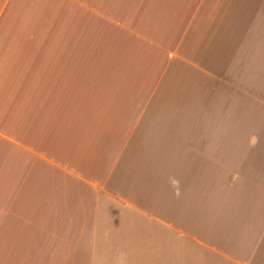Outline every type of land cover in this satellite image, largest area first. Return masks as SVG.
<instances>
[{
    "label": "crops",
    "instance_id": "1",
    "mask_svg": "<svg viewBox=\"0 0 264 264\" xmlns=\"http://www.w3.org/2000/svg\"><path fill=\"white\" fill-rule=\"evenodd\" d=\"M0 264H264V0H0Z\"/></svg>",
    "mask_w": 264,
    "mask_h": 264
}]
</instances>
